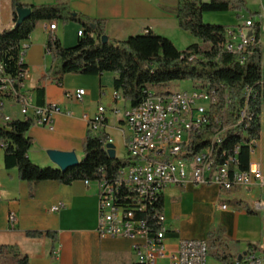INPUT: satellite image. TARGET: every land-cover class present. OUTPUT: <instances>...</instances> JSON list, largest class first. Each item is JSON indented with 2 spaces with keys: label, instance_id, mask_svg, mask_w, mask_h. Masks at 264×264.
Returning a JSON list of instances; mask_svg holds the SVG:
<instances>
[{
  "label": "crops",
  "instance_id": "crops-1",
  "mask_svg": "<svg viewBox=\"0 0 264 264\" xmlns=\"http://www.w3.org/2000/svg\"><path fill=\"white\" fill-rule=\"evenodd\" d=\"M26 5L54 4L66 1L71 10L90 19L103 20L108 39L124 40L151 31L170 39L183 50L201 41L178 26L175 16L177 0H20ZM50 22L40 21L23 41L22 61L28 77L24 87L32 95L36 106L56 105L59 112L52 116L53 129L33 124L28 132L32 144L28 158L41 167L56 165L48 158V149L73 151L83 158L82 141L87 133V119L99 105L105 107L104 133L112 139L114 149L124 147L127 133L122 115L112 109H125L124 99L114 101L111 73L84 75L68 73L59 81L51 71L52 60L46 49L49 36L65 46L77 42L81 26L75 22L58 23L53 31ZM12 26V2L0 0V30ZM76 89H84L81 101L72 96ZM70 94V95H69ZM128 104V105H127ZM122 106V108H120ZM3 112L13 119H23L19 110L8 103ZM249 160L257 161L264 180V112L260 120V136L253 142ZM264 198V187L221 188L216 184H180L166 187L163 211L167 233L165 244L174 250L179 239H205L212 228H223L224 243L229 242L237 253L246 246L256 245L262 233L261 210L255 204ZM61 204L58 210L52 207ZM225 207H222V206ZM249 206L255 214L243 208ZM260 212V215L256 214ZM13 215L14 219L9 217ZM98 199L95 183L75 180L69 184L42 181L29 195V186L18 178L16 168L7 169L0 146V245L14 246L29 264H137L132 245L137 240L120 237H100L96 231ZM27 232H41L28 236ZM45 232L56 234V251L51 255L52 240ZM209 254V253H208ZM240 255V254H239ZM238 255V256H239ZM238 259V257H237ZM2 264H13L10 255L0 257ZM158 262L168 264L166 258ZM217 264H220L218 262Z\"/></svg>",
  "mask_w": 264,
  "mask_h": 264
},
{
  "label": "trees",
  "instance_id": "trees-1",
  "mask_svg": "<svg viewBox=\"0 0 264 264\" xmlns=\"http://www.w3.org/2000/svg\"><path fill=\"white\" fill-rule=\"evenodd\" d=\"M11 2L12 26L0 30V65L4 74L17 82L21 81V69L25 65L19 63L20 47L38 22H75L84 32L77 38L75 45L65 47L54 36H49L46 43L52 60L51 71L57 76V81L68 73H111L114 75V90L119 91L131 106L140 103L148 89L159 94H169L166 88L174 82L188 80L195 87H207L214 91L216 99L211 111L222 123L218 126L212 120L195 135L192 151L197 152L206 147L211 137L224 128L221 142L213 147V159L221 164L227 158L236 156L237 169L247 170L249 143L260 136V120L264 107L262 50L260 45L251 48L241 63L240 53L226 51L229 44L228 26L203 20L206 12L241 11L246 7L245 0H177L175 16L179 28L201 41L200 44H192L183 50H179L170 39L151 31L124 40L108 39L103 43L101 38L106 35L105 21L90 19L73 12L66 1L41 5H26L20 0ZM19 8L30 9V15L16 26ZM253 34L259 38L257 24L253 26ZM246 88L253 90L249 99ZM241 108H248V114L238 123ZM33 124L30 117L0 123V146L3 149L4 166L7 169H17L18 178L29 186L30 196L33 195L36 184L42 181L69 184L75 180L94 181L102 177L111 179L125 162L123 158H111L103 149L105 137H99L87 130L82 141L83 158L77 165L65 171L57 167L38 166L28 158L32 140L27 132ZM243 208L248 214H255L249 206L244 205ZM41 234L27 232L28 236ZM44 234L51 238L50 253L55 255L56 234ZM223 236V228L209 230L206 237L208 253L211 251L214 258L223 264H234L231 256L222 248ZM7 255L12 257L13 264H29L28 258L20 256L16 247L0 245V257Z\"/></svg>",
  "mask_w": 264,
  "mask_h": 264
},
{
  "label": "built area",
  "instance_id": "built-area-1",
  "mask_svg": "<svg viewBox=\"0 0 264 264\" xmlns=\"http://www.w3.org/2000/svg\"><path fill=\"white\" fill-rule=\"evenodd\" d=\"M253 26L251 19H245L232 28L228 27L229 46L226 51L240 53L241 63L251 48L260 45V38L253 34ZM55 28L56 21L50 22L48 29L53 31ZM83 33L80 28L77 37H81ZM24 50L25 47L21 44V64H24ZM21 77V81L17 82L4 74L0 65V123L14 120L3 112L8 103L18 108L23 119L30 117L35 124L52 130V116L59 112V108L56 105H34L32 95L24 87L28 77L25 66L21 69ZM245 91H248L249 99L253 90L246 88ZM84 94V89H76L72 96L81 101ZM113 99L118 101L123 98L115 90ZM215 102L214 91L207 87H193L189 91L173 90V96L148 89L147 97L137 105H129L122 110L112 109L115 114L121 113L127 129L124 134L125 162L111 179L102 177L84 182H93L97 187L98 235L102 238L137 240L132 245L137 264H157L163 258L168 260V264H206L208 246L205 239H179L173 251L167 249L166 217L162 205L166 187L186 183L216 184L225 189L254 184L264 187L257 161L249 160L247 170L241 171L237 169L236 156L219 164L212 157L213 147L206 146L197 152L192 151L195 135L212 120L218 126L222 123L211 111ZM105 113V107L99 105L95 114L87 119V124L90 132L105 137L102 147L107 152V144L112 143V139L103 131L106 124ZM247 114L248 108H241L238 123ZM223 132L224 128L219 129L211 139L219 140ZM253 142L249 143L250 154ZM61 206L58 204L52 209L58 210ZM255 207L261 210L262 215L260 241L240 254L241 258L234 264H264V198ZM9 219L13 220V215Z\"/></svg>",
  "mask_w": 264,
  "mask_h": 264
},
{
  "label": "rangeland",
  "instance_id": "rangeland-1",
  "mask_svg": "<svg viewBox=\"0 0 264 264\" xmlns=\"http://www.w3.org/2000/svg\"><path fill=\"white\" fill-rule=\"evenodd\" d=\"M246 7L238 12L235 11H223V12H206L203 14V20L205 22H209L212 24L217 25H226L228 27L236 26L240 21H243L245 19H251L254 24L258 25L259 28V38H260V47L262 50V58L264 60V0H245ZM60 24L61 22L58 21ZM195 85L191 81H180V82H174L171 84L166 90L169 92L178 91H189L191 90ZM159 90V89H158ZM157 90V91H158ZM128 105V104H127ZM122 108V106H120ZM264 112V107H263ZM115 155L117 158H124L126 157V152L123 147V149H120L119 146L115 147ZM256 214L260 215L259 211H256ZM260 239L255 243L258 244ZM249 246H246L242 253L246 252ZM222 248L224 249L226 254H229L231 256L232 262H235L237 260V257L239 254L237 253L235 249L231 246V244L227 241L223 244ZM219 261L214 258L211 251L208 254L206 264H217ZM158 264H165L164 262H158ZM220 264H223V262L220 261Z\"/></svg>",
  "mask_w": 264,
  "mask_h": 264
},
{
  "label": "water",
  "instance_id": "water-1",
  "mask_svg": "<svg viewBox=\"0 0 264 264\" xmlns=\"http://www.w3.org/2000/svg\"><path fill=\"white\" fill-rule=\"evenodd\" d=\"M29 15H30V9L28 8L17 9L16 26H18ZM101 40L103 43H106L108 41V37L106 35H103ZM107 147H108V150H107L108 155L111 158L116 157L113 144L108 143ZM46 154L48 158L51 160V162L54 163L56 167L62 171H65L69 167H73L79 163V160L73 151H59V150L48 149L46 151ZM240 258H241V255L238 256V259Z\"/></svg>",
  "mask_w": 264,
  "mask_h": 264
},
{
  "label": "bare ground",
  "instance_id": "bare-ground-1",
  "mask_svg": "<svg viewBox=\"0 0 264 264\" xmlns=\"http://www.w3.org/2000/svg\"><path fill=\"white\" fill-rule=\"evenodd\" d=\"M228 46H229V44H228ZM228 46H227V48H228ZM166 96H173V92H169V94H166ZM145 97H147V95ZM221 140H222V138H219V140L211 139L210 143L207 146L208 147H214V145L220 143Z\"/></svg>",
  "mask_w": 264,
  "mask_h": 264
}]
</instances>
